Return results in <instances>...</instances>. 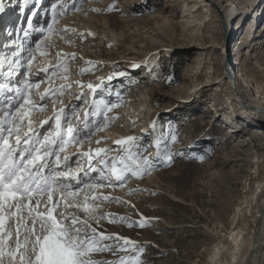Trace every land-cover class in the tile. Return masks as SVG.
Here are the masks:
<instances>
[{
  "label": "rangeland",
  "instance_id": "1",
  "mask_svg": "<svg viewBox=\"0 0 264 264\" xmlns=\"http://www.w3.org/2000/svg\"><path fill=\"white\" fill-rule=\"evenodd\" d=\"M191 1L28 0L25 3V0H0L4 7L3 16V12H0V21L6 17V22H9L1 32L4 36L10 32L8 37L11 38L20 36L25 42L23 50H19L20 60L17 54L11 58L8 57L10 54L5 55L6 64L12 63L13 70L9 65H4L0 72V77L8 85L4 89L6 97L0 102V120L6 111L14 110L12 105L18 106L21 102L17 89H25L27 80L32 85L41 86L54 82L46 89L65 86L62 95H49L43 101L40 96L44 92L39 93L33 87L30 97L37 107L31 118L42 135L48 134L54 131V120L43 127L40 126L41 121L52 117L54 109L64 107L65 119L83 141L69 144L66 149L69 155L75 153L78 146L89 149L93 144L108 142L104 147L110 151L102 154L99 159L107 158L111 165V158L126 155L127 147L117 145L114 139L109 142L107 132L111 128L121 131L127 128L132 133L140 129L136 146L131 151L138 153L141 158L148 157L150 170L138 177L128 174L123 187L99 189L105 195L118 197L121 202L96 200V215L105 218L100 219L98 224L95 220L90 221L98 232L116 234L136 244L133 247L115 238L104 240L103 244L113 247L92 254V259L99 264H120L121 258L125 264H130L134 257L138 258L137 264H208L217 243L221 239L224 242L238 208L251 206V190H254L256 179L259 175L264 177V129L261 135H252L254 127L264 122L263 114L251 115L254 122L252 126L249 123L244 132L236 133L231 123L228 129L222 120L226 111L223 110L226 107L224 102L231 95L224 73L220 74L215 68L217 73L213 81L216 82L200 89V81L205 79L207 66L220 63L218 53L221 49L219 45L217 48L203 49L192 46L200 41V37L194 38V31L200 26L198 34L203 35L205 38L202 42L208 44L206 41L209 38L206 37L210 35L209 32L213 31L215 35L220 30L215 16L207 12L208 9L212 10L210 4L203 2L202 5L206 7L196 11L191 9ZM54 3L57 4L55 19L51 7ZM256 3L258 0H243L246 9L253 6L259 8L262 14L255 26L258 34L256 39L253 40L255 31L251 40L246 42L243 39L245 34L242 32H246L253 21L250 16L255 15V12H249L245 24L239 20L240 17L230 21L231 28L236 27L239 21L238 27L242 26L236 31L237 35L230 46L233 47L239 41L235 50L241 46V62L249 58L248 70L250 75L255 73L260 76L256 86L260 87L264 96V0L260 5ZM188 4L189 7H184ZM35 5L37 7L33 10ZM10 17L14 18L13 21ZM63 23L66 24L61 25ZM49 25L52 26L51 32ZM10 26L12 28L8 30ZM10 42L6 45L3 43L2 47L10 49ZM28 45L29 49L24 55ZM145 51L156 54L152 64L146 61L148 54L145 55ZM41 52L46 55H41ZM201 54L203 62L196 69V61ZM138 59L141 61L132 68ZM246 66L239 64L236 67L237 70L244 69V73ZM65 68L67 71H64ZM81 69L88 70L81 72ZM126 69L130 76L115 75L125 73ZM108 73L113 76L110 81ZM200 74L198 80L193 82ZM75 75L78 78L72 77L70 81L77 79L73 83L80 86L79 91L67 87V77ZM96 75L106 76L102 83L96 81L93 84L99 87L92 92L86 85L90 83L87 81L97 80ZM58 80L61 82L57 83ZM242 81L246 84V81ZM193 84L195 88L190 89ZM68 91L72 95H68ZM255 91L254 88L249 93L252 95ZM186 92L187 98H184ZM81 96V99H77ZM94 101L116 105L107 113L108 117L114 119L105 120L102 105L99 115L92 114L98 111ZM233 102L236 104V101ZM138 104L142 106H137L138 113L133 119L125 109L129 108L128 111L133 112V106ZM218 110L221 112L218 113ZM86 112L89 115L85 116ZM241 117L246 119L245 115ZM86 119L90 125H98L101 130L96 131L93 126L91 135L86 137ZM143 123L147 125L144 130L140 128ZM78 156L72 155L71 160L84 166L87 157L81 159ZM99 159L94 163L92 161L93 165L107 173L108 169L99 163ZM259 159L260 163H255ZM80 174L82 179L89 180L82 172ZM90 176L98 177L99 172H92ZM82 196L83 193L81 202ZM255 209V206L249 209L252 215ZM119 217L126 219L119 221ZM113 219L117 222H110ZM246 219L239 224L238 218L236 225L247 237L252 226V216ZM246 247L247 241L244 239L242 249ZM141 248L142 252L139 251ZM259 254V264H264V246Z\"/></svg>",
  "mask_w": 264,
  "mask_h": 264
},
{
  "label": "snow or ice",
  "instance_id": "2",
  "mask_svg": "<svg viewBox=\"0 0 264 264\" xmlns=\"http://www.w3.org/2000/svg\"><path fill=\"white\" fill-rule=\"evenodd\" d=\"M25 3H28V0H25ZM51 7L55 19L57 4L54 3ZM3 11L4 7L0 2V12ZM49 31H52L51 25ZM37 48H40L39 44ZM40 54L46 55L44 52ZM88 63L92 64L91 61ZM87 70L81 69V72ZM44 71L47 72L48 69ZM115 75L124 76L125 73L119 72ZM112 79L113 76L110 75L108 80ZM7 87V84H0V90ZM33 87L39 88V85H32L26 80L25 89H17L21 102L18 106L12 105L11 108L14 110L6 111L0 120V264H99L92 259V254L108 251L113 247L103 244L104 240L115 238L117 241L123 240L125 245L134 247L136 242L127 238L98 232L90 221L95 220L98 224L100 219L105 218L97 217L96 200L121 202L118 197L105 195L99 192V189L123 187L128 174L138 177L150 170L149 158H141L138 153L131 151L136 146V137L129 136L115 141L122 147L127 145L125 149L127 154L111 158V165L107 158L99 159V163L108 169L106 173L104 169L93 165L92 161L110 149L98 147L88 152L71 155L66 153L69 144L83 141L65 119L64 107L54 109L53 116L40 123L43 127L50 120H54V131L42 135L35 128L31 118L33 110L37 107L30 97ZM64 87L61 85L58 89H45L40 96L41 101L49 95H62ZM86 87L95 92L99 85L88 83ZM81 98L82 96L77 97ZM93 104L98 111L92 114L99 115L102 105L105 120L114 119L108 117L107 113L116 105L109 106L104 101H94ZM87 115L89 113L86 112L85 116ZM93 126L96 131L101 130L98 125H90L87 119L84 121V127L88 130L85 133L86 137L91 135ZM72 155L87 157L89 167L73 169L69 163ZM81 172L84 177H89L88 181L81 178ZM92 172H99V176L91 178ZM77 211H82L85 215L81 217ZM125 219L119 217V221ZM110 222L115 223L117 220L113 219ZM139 251L142 252L143 249ZM137 259L134 257L130 264H137ZM120 264H125L123 258Z\"/></svg>",
  "mask_w": 264,
  "mask_h": 264
},
{
  "label": "bare ground",
  "instance_id": "3",
  "mask_svg": "<svg viewBox=\"0 0 264 264\" xmlns=\"http://www.w3.org/2000/svg\"><path fill=\"white\" fill-rule=\"evenodd\" d=\"M14 1H17V0H14ZM261 1L262 0H258V3H256V4L260 5ZM203 2L204 3L207 2L212 7V10L208 9V11L207 10H205V11L209 12L210 15L212 14V16H215L216 20L219 22L218 25H219L220 32L218 34L214 35V32L210 31L209 32L210 35L206 37V38H209L208 41H206L209 43L205 44V42H202L205 37L203 35L201 36L198 34L199 31H201L200 30L201 28H200V26L198 27L196 25L197 27L194 31V38L200 37L199 38L200 41H198L197 44H194L192 46H194V47L196 46L197 48L203 49V48H208V47L209 48H217V46L219 45V48L221 50L218 53L220 63L218 62L219 64H216V65L213 64V65L207 66V68H206L207 71L205 73V79H204V81L203 80L200 81V89H203V88L205 89L206 87L212 86V84H214L216 82V81H213L215 73H217L214 70L215 68H216V70L220 71V74L224 73L225 78L228 80V84L230 85L228 87V89L231 92V95L227 96V99L224 102L226 107H224L223 110H226L225 113L229 114L227 116L225 115V113H224V115H222V116H224L222 118L224 126L228 128L229 124L231 123L234 127L233 130L236 129V131H235L236 133L244 132L245 131L244 129H246L248 127L249 123L251 124V126L254 123V122H252L253 119L251 118L252 117L251 115H253L254 113H262L264 116V96H263V92H261V90L259 89L260 87L259 88L257 87L258 86L257 83L261 79L260 76L259 75L257 76L255 73L250 75L251 72L248 70L249 58L246 62H244V63L241 62V59L243 57V55H241V46H238V48L235 50L239 41H237V43L234 44L233 47L230 45H232V43H233L234 36L237 35L236 31H239V29L242 27L241 25H240L241 27H238V25L240 24V21H242V23L244 22L243 24H245L246 15L249 12L250 13L255 12V15H254V17L250 16L251 19L253 18V21H251V23L249 24L246 32L245 31H244L245 33L242 32V34H245L243 39L246 42H248L249 40H251V38L253 36L252 34L255 31V34L253 37V40H255L257 35H258L257 29L255 30V26H257V24L259 23V18H260V15H262V14L259 13V10H260L259 8L258 9L252 8L253 6H250L249 8L246 9V7L243 5V0H192L190 2L193 4L191 9H196V11H197L200 8H205L206 5L205 4L202 5ZM36 7H37V5L34 6L33 10H35ZM184 7H189V4L184 5ZM191 9L188 8L189 11H191ZM191 12H193V11H191ZM263 13H264V10H263ZM0 15H1V13H0ZM3 15H4V12L2 13V16ZM11 15L12 14H10V16ZM206 16L207 15H205V17ZM238 17H240L239 18L240 21L238 22L236 27L232 26V28H231V25H229L230 21L231 20L233 21V19L238 18ZM11 18L12 17H10L9 19H11ZM6 19L7 18L5 17L0 21V42L2 41L1 42L2 44H0V64H2V67H0V70L3 68L4 65H9L10 68L12 66V63H10V62L8 64H6L7 59L5 58V55L10 54V56H8V57L11 58L12 55L15 56V54H17L18 55L17 58L19 60L21 59V57H19V54H20V51L23 50L22 48L24 47V43H25L24 41H22L20 36L18 38L8 37V36H10L9 34H11L10 32H8V35L4 36L3 32H1V31H3L4 25L9 24V22L8 23L6 22ZM13 19H11V20L13 21ZM195 21H197V19ZM201 22L202 21H200V23ZM3 23H5V24H3ZM92 23H94V22H92ZM64 24H66V23H63L61 25H64ZM142 27H144V26H142ZM11 28H12V26H10V28L8 30H11ZM12 39H14V40H12ZM224 40H226L227 43H225ZM8 42H10L8 44V47L10 46V49L5 50L7 48L2 47L3 43H4V45H6V43H8ZM130 44H131V42H130ZM28 49H29V45L26 47V52L24 53V55L27 54ZM12 50H14V52L11 54L10 52ZM17 51H18V53H17ZM146 54H148L146 61L149 60L148 62L150 64H152L155 61L156 54H154V52L148 53L147 51H145V55ZM135 58L136 57H134V59ZM201 58H202V54L199 56V58L196 61L197 65H198L196 67V69H199L200 66L202 65L203 60ZM225 58H227V60L230 61V63L232 61V63L226 64ZM233 58H234V60H233ZM105 59L107 60L108 58H105ZM140 61H141L140 59L135 60L134 61L135 64H133V65H137ZM113 64L114 63H112L111 65H113ZM239 64L242 66L247 65L244 73H243L244 69L243 70L242 69L237 70L236 66ZM133 65H132V68H135V67H133ZM11 69H10V71H11ZM128 71H129L128 69L125 70V75L130 76L131 74ZM110 75L112 76L111 73H108V77ZM105 76L106 75H103V76L96 75L97 80H95L94 82H91V81H87V82L94 84L96 81H98V82L102 83L103 78ZM200 76H201V74L198 75L196 80L193 82H196ZM72 77L78 78L76 75L67 77V80L70 82V83L67 82L68 83L67 87H68V85H71L69 87L70 89L79 91L80 86L78 84L74 85V83L77 81V79L75 81H70ZM242 79L244 81H246L247 85L243 83ZM59 82H61V81L58 80L57 83H59ZM6 83H7V81L6 80L4 81V78L0 77V84H6ZM53 84H54V82H52V83L47 82L46 86L39 85V88H37V90L39 91V93H43L46 88H48L49 86H51ZM195 86H196L195 84H193L192 86L190 85V89L195 88ZM247 88H250L249 89L250 91L255 88L256 91L254 93H252V95H251V93H249V90ZM68 92H69L68 95H72L70 91H68ZM187 94H188V92L184 93V95H186V97H184V98H187ZM5 97L6 96H5L4 90H0V100H1L0 102H3V99ZM230 98H233L234 99L233 101H236V104H234V102L231 101ZM137 106H142V104H138V105L133 106L134 107L133 112L128 111L129 108H126V109L124 108L125 111L133 119H135L136 114L138 113V107ZM0 110H1V104H0ZM236 111H238V113ZM258 111H260V112H258ZM220 112L221 111L218 110V113H220ZM241 114L245 115L246 119L243 120V118L241 117L243 115H241ZM221 117H220V120H221ZM136 121H138L137 118H136ZM132 122H134V121H132ZM225 122L227 123V126H226ZM231 124H230V127H231ZM256 126L257 127H254L255 131H253L252 135L257 137V135H259V134L261 135L263 133V132H261V130L264 129V122H262V124H260V126H258V125H256ZM146 127H147V125L144 123L141 124V126H140V128H142L143 130L146 129ZM239 128H241L243 130L239 131L238 130ZM139 130L132 133L127 128L125 130H122V131L121 130H115V129L111 128L107 132L108 136L110 137L109 142L113 141V139H114V141L115 140L117 141V140L129 137V136H133V137L137 138V137H139V134H140ZM106 144L108 145L109 143L105 142L104 144H98V145L93 144L90 146L89 149L82 147V146H78V147H76L75 153H77V152H88L90 149L94 150L98 147L105 149L104 146H106ZM123 147H127V145L123 146ZM67 152H69V150H67ZM62 158H63V156H62ZM83 158H86V157H81V159H83ZM97 159H99V158H97ZM97 159H94L93 163ZM260 161L261 160L259 159L255 163H260ZM69 163L73 169H77V168L86 169L89 167L88 161L85 163L84 166L80 165L79 162L73 163V160H70ZM263 163H264V161H263ZM80 176H81V174H80ZM73 183H75V182L73 181ZM251 192H253L251 200L249 201V204H251V206L249 205L246 207L243 206V207L238 208V210L235 214V217H234V221L232 222L230 229L225 234L224 242L222 243V239H221L217 243V246H215L214 251H213L212 255L210 256V261H208V264H259V261H258L259 256H260L259 252H260V250L263 249V246H264V177H263V175H259L258 179H256V181L254 183V190L252 189ZM254 206L256 207V209L254 211V214L252 215V212L249 209L254 207ZM247 208H248V210L245 211V209H247ZM66 211H76V210L75 209H66ZM77 214L81 217H83L85 215L82 211H77ZM249 216H252V220H251L252 226L248 232V236L246 237V235H245L246 233L238 225H236V223H238L237 222L238 218L240 219L239 220V224H240L242 221H244V219L248 220L246 218ZM257 222H258V225H257ZM257 226H258V228H257ZM256 233H257V237H258L257 238L258 239V245L255 249L252 250L253 239L255 238ZM221 234H222V232L218 234L219 237ZM244 239H246V241H247V247L245 250L242 249Z\"/></svg>",
  "mask_w": 264,
  "mask_h": 264
},
{
  "label": "water",
  "instance_id": "4",
  "mask_svg": "<svg viewBox=\"0 0 264 264\" xmlns=\"http://www.w3.org/2000/svg\"><path fill=\"white\" fill-rule=\"evenodd\" d=\"M227 57V56H226ZM225 63L227 64L228 63V60L227 58H225ZM257 225H258V222H257ZM258 228V226H257ZM257 233L255 234V238L253 239V244H252V250L255 249L258 245V239H257Z\"/></svg>",
  "mask_w": 264,
  "mask_h": 264
}]
</instances>
